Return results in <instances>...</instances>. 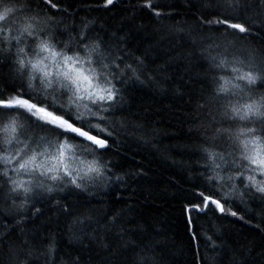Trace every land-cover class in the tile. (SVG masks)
Here are the masks:
<instances>
[{
  "label": "snow or ice",
  "instance_id": "snow-or-ice-1",
  "mask_svg": "<svg viewBox=\"0 0 264 264\" xmlns=\"http://www.w3.org/2000/svg\"><path fill=\"white\" fill-rule=\"evenodd\" d=\"M121 3L127 15L112 30L79 12L110 10L117 0L78 8L69 0H0V264H86L82 255H61L55 233L25 227L46 210L63 218L75 245L103 251L100 264H164L162 232L138 219L132 205L68 200L95 199L113 183L144 174H117L108 155L121 133H139L145 143L158 135L125 115L127 89L135 84L195 96L189 133L198 141L197 159L185 166L199 183L185 195L181 212L190 240L203 237L221 253L202 257V264H215L228 248L222 237L217 244L201 230L202 215L245 223L251 215L264 224V43H255L264 41V0H185L191 22L170 24L162 22L180 15L165 10L174 4ZM144 11L154 18L151 32L149 25L133 24ZM133 31L166 44L169 59L151 60L155 46L137 55ZM173 65L182 66L179 81L168 74ZM192 84L199 88L189 92ZM240 206L244 215L233 210ZM230 251L229 264H254V254L264 264V245L259 252L255 245Z\"/></svg>",
  "mask_w": 264,
  "mask_h": 264
},
{
  "label": "trees",
  "instance_id": "trees-1",
  "mask_svg": "<svg viewBox=\"0 0 264 264\" xmlns=\"http://www.w3.org/2000/svg\"><path fill=\"white\" fill-rule=\"evenodd\" d=\"M69 2L73 4V8H78L82 4L95 5L98 0H69ZM160 2L174 4L175 8L165 10L180 13L174 17V20H164L162 23L170 24L181 19H188L191 22V11L183 6L185 0H160ZM123 8L124 4L121 0H117L116 6L110 10L89 12L83 9L80 10L79 15L95 17L101 24L115 30L121 26L122 18L127 15ZM140 23L149 25V32L152 26H156L154 18L148 11L137 14L133 24ZM133 24H125L124 27L132 28ZM255 43L259 45L264 41ZM131 44L133 50L137 47L140 49L137 55L150 46H155L156 50L151 52L150 59L156 64H164L169 59L168 46L166 44L156 46V40L148 34L133 31ZM168 74L174 81H179L183 76L182 66L173 65L168 69ZM184 79L187 80V77L185 76ZM198 88V85L192 84L188 91ZM126 96L128 104L125 115L132 120L146 123L150 128L154 127L158 135L152 143H145L139 139V133L135 135L121 133L113 151L108 155L117 165V174L123 172L144 174L126 178L124 183H113L104 194L95 199L85 194L69 196L68 200L74 206L87 204L89 201L91 205H95L97 199H102L108 206L115 208L132 205L138 219L147 221L162 232L158 239L165 241L162 252L164 264H202V257H220V250L212 252L203 237L198 243L190 240L186 221L181 212L185 195L193 183H199L190 169L185 166L193 164L197 159L193 154V148L198 141L194 133H189V128L192 126L191 117L194 115L192 109L195 105V96L191 99L188 94L180 97L172 93L171 87L168 91L161 92L151 85L140 84L129 86ZM248 207L251 209L255 205L250 203ZM233 210L244 215L243 206L233 207ZM256 211L259 216V209ZM0 220H3V217H0ZM245 221L251 223H245L231 216L223 217L219 213L214 216L212 212L199 218L198 225L201 226V230L212 236L217 244H220L221 240L216 237H222L228 246L222 259L218 258L215 264H229L230 250L241 245H255L256 251H261V245H264V224H261L258 218L253 219L251 215H245ZM257 224L260 225V230H257ZM33 226L39 228L41 235H47L49 232L56 234L60 241L61 255L65 253L82 255L86 264H100V259L97 257L105 256V253L97 250L95 246L81 248L75 245L63 231V218L58 220L55 210H46L43 216L34 217L32 223L25 225L29 229ZM216 229L219 231L217 232ZM15 238L16 234L13 233L11 239ZM84 243L88 244V241ZM254 256V264H262L260 257L255 254Z\"/></svg>",
  "mask_w": 264,
  "mask_h": 264
}]
</instances>
